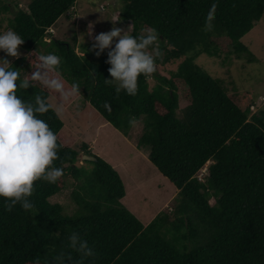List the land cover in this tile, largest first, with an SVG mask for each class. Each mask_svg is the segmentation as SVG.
Returning <instances> with one entry per match:
<instances>
[{
  "label": "trees",
  "instance_id": "obj_1",
  "mask_svg": "<svg viewBox=\"0 0 264 264\" xmlns=\"http://www.w3.org/2000/svg\"><path fill=\"white\" fill-rule=\"evenodd\" d=\"M76 1L31 0L27 9L15 4L8 22L24 43L12 67L26 76L34 71L37 52L63 57L66 87L73 80L81 85L63 105L82 97L126 136L141 122L137 147L149 150L150 161L178 194L170 209L144 225L122 203L126 186L117 169L85 143L82 151L73 148L64 121L50 110L42 118L61 145L53 166L62 167L63 175L54 183L35 182L34 211L0 207V264H46L61 251L78 260L67 247L73 231L96 250L95 264H264V109L252 112V92L229 91L223 78L196 61L202 54L247 53L242 38L262 19L264 0H121L119 20L132 23L133 35L157 29L162 53L157 65L178 62L169 76L156 68L152 88L149 76H140L135 96L116 94L115 84L105 83L106 54L99 60L83 50L79 54L76 40L72 44L47 31ZM10 10L9 4L0 6L1 12ZM210 11L213 27L206 30ZM41 92L57 99L38 83L18 89L25 99ZM85 154L96 159H84ZM206 165L201 181L196 175ZM69 187L76 204L72 214L50 200Z\"/></svg>",
  "mask_w": 264,
  "mask_h": 264
},
{
  "label": "clouds",
  "instance_id": "obj_2",
  "mask_svg": "<svg viewBox=\"0 0 264 264\" xmlns=\"http://www.w3.org/2000/svg\"><path fill=\"white\" fill-rule=\"evenodd\" d=\"M118 19L111 18V29L94 36L90 22L88 35L94 42L88 50L94 51L97 57L106 54L110 78H105V83L114 82L116 94L123 91L126 95L135 96L138 78L148 77L156 71L157 60L162 54L158 45L159 34L156 28L147 27L133 35L134 30L130 27L125 30L116 26ZM213 19L210 11L205 20L206 30L212 29ZM47 31L54 32L53 25ZM23 43L24 38L15 30L0 31V51L5 54L0 57V207L7 212H11L16 205L25 211H34L30 197L35 182L44 180L54 183L63 175L62 167L53 166L61 145L42 116L50 110L59 115L64 102L77 95L81 86L79 81L73 80L70 87H66L61 72L63 57L56 52H37L36 63L31 62L34 71L22 75L6 57L19 58V46ZM92 77L95 78L94 72ZM37 83L42 90L57 95L55 107L43 92L31 99L18 94V89L33 88ZM104 106L110 110L107 102ZM207 174L206 165L196 176L204 181ZM67 241V247L78 253L79 259L74 260L71 253L61 251L46 264H83L88 258H91L89 264H95L97 253L87 239L73 231L67 236Z\"/></svg>",
  "mask_w": 264,
  "mask_h": 264
},
{
  "label": "rangeland",
  "instance_id": "obj_3",
  "mask_svg": "<svg viewBox=\"0 0 264 264\" xmlns=\"http://www.w3.org/2000/svg\"><path fill=\"white\" fill-rule=\"evenodd\" d=\"M31 0H0V6L9 4L10 11H0V31L11 29L8 18L13 16L15 4L27 9ZM123 10L121 0H77L74 6L62 15L53 25L54 37L62 40L77 41L76 51L83 54L82 50L93 59L99 60L91 45L94 42L88 35L91 22L92 35L111 29V18L118 17ZM117 27L127 30L133 29L130 21H116ZM95 33H94V32ZM115 39V38H114ZM242 42L249 48L241 57H211L202 54L197 58L203 68L213 76L225 80L229 91L240 93L252 92L255 97L252 112L264 109V15L257 25L248 32ZM19 52L23 50L19 46ZM20 55V56H21ZM5 54L0 51V57ZM10 62L15 57H6ZM178 62L171 64L159 63L157 72L161 76H169ZM149 85L154 87L158 78L149 76ZM114 83V82H113ZM115 84V83H114ZM53 107L57 99L49 98ZM59 116L65 123V135L73 139L72 147L82 151L83 143L98 156L112 164L120 173L126 186V195L122 203L135 214L140 221L147 225L160 211H165L173 205V198L178 194V188L150 161L149 150L139 149L137 141L142 131V123L137 122L126 136L120 130L107 122L89 102L79 97L68 106L63 105ZM79 164L83 160H79ZM209 163H207L208 165ZM93 167V164H88ZM71 187L62 190L50 198L52 203L63 205L68 214L76 212V204L72 198ZM213 202V200L211 201Z\"/></svg>",
  "mask_w": 264,
  "mask_h": 264
},
{
  "label": "water",
  "instance_id": "obj_4",
  "mask_svg": "<svg viewBox=\"0 0 264 264\" xmlns=\"http://www.w3.org/2000/svg\"><path fill=\"white\" fill-rule=\"evenodd\" d=\"M83 158L84 159H88V160H95L96 159V157L95 156H92V155H83Z\"/></svg>",
  "mask_w": 264,
  "mask_h": 264
},
{
  "label": "built area",
  "instance_id": "obj_5",
  "mask_svg": "<svg viewBox=\"0 0 264 264\" xmlns=\"http://www.w3.org/2000/svg\"><path fill=\"white\" fill-rule=\"evenodd\" d=\"M50 31H53V29H52V28H50Z\"/></svg>",
  "mask_w": 264,
  "mask_h": 264
},
{
  "label": "crops",
  "instance_id": "obj_6",
  "mask_svg": "<svg viewBox=\"0 0 264 264\" xmlns=\"http://www.w3.org/2000/svg\"><path fill=\"white\" fill-rule=\"evenodd\" d=\"M91 149V148H90Z\"/></svg>",
  "mask_w": 264,
  "mask_h": 264
}]
</instances>
